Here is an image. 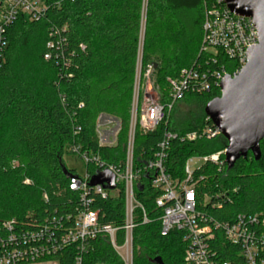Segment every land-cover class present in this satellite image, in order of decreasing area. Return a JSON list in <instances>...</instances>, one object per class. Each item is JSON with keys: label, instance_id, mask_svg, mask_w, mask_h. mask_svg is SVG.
<instances>
[{"label": "trees", "instance_id": "1", "mask_svg": "<svg viewBox=\"0 0 264 264\" xmlns=\"http://www.w3.org/2000/svg\"><path fill=\"white\" fill-rule=\"evenodd\" d=\"M43 1L47 11L39 21L21 17L8 28L5 62L0 69V236L5 235L3 224L10 220L17 230H33L48 218L65 220L75 215L76 201L68 183L77 173L68 170L63 160L70 145L98 154L110 164L124 165L140 47L143 69L153 66L160 103L167 105V79L206 58L200 54L204 11L218 0ZM184 15L190 16L189 22ZM59 41L61 47L48 49L49 42ZM48 53L51 57L46 60ZM222 63L233 74L235 62L224 59ZM220 94L213 89L187 95L156 131L143 134L137 130L135 167H143L154 157L166 130L183 135L213 127L205 107ZM191 101L201 102L204 111L191 113L188 127L180 128L173 115L180 105ZM103 114L117 118L121 125L111 147L99 142L97 121ZM227 146L221 134L210 140H174L166 170L174 179L183 180L189 158L211 156ZM260 150L258 161L249 153L232 169L225 156L220 158L222 165L207 162L196 169L193 183L198 209L221 223L231 222L238 214H264V139ZM149 179L143 175L134 188L135 199L150 222L142 224V211L136 210L133 264H185L183 234L160 233L162 210L156 207V199L161 192L150 186ZM94 208L101 212L104 223L121 228L124 190L105 200L97 198ZM72 224L65 220L66 226ZM123 242L120 230L118 244ZM214 247L224 261L238 263L237 247L219 237ZM73 251L75 255L72 250L56 258L69 264ZM85 264L125 263L109 240L99 237Z\"/></svg>", "mask_w": 264, "mask_h": 264}, {"label": "built area", "instance_id": "2", "mask_svg": "<svg viewBox=\"0 0 264 264\" xmlns=\"http://www.w3.org/2000/svg\"><path fill=\"white\" fill-rule=\"evenodd\" d=\"M47 5L43 0H0V69L5 62L8 46V28L19 18L25 17L31 22L39 21L46 13ZM49 42V50L61 47ZM259 44V33L251 18L233 14L225 4L206 6L202 23L200 54L206 58L190 68L183 69L175 78H168L170 103H160L159 88L150 87L143 96L141 110L137 98L132 102L130 126L128 132L124 165L116 166L103 160L100 155L84 150L79 145H70L67 153L79 157L86 165L84 175L74 174L69 178L68 188L75 198V215L66 217L73 221L65 225L64 219L56 217L43 221L37 229L17 230L15 221L3 224L4 236H0V264H61L57 256L65 257V252L73 251L69 264H85L93 241L101 238L109 240L125 264H133V231L136 228V210L142 211V224L149 223L143 206L135 199L134 188L143 175L150 179V186L161 192L156 199V207L162 210L160 217L161 235L168 236L172 231L183 234L186 244L185 264H264V214H238L231 222H218L197 207V197L193 175L196 169L207 162L222 165L221 156L226 150L211 156L191 157L184 167L185 178L174 179L166 170V161L170 144L174 140L194 142L205 138L213 139L220 135L215 127L205 128L180 135L166 130L159 142L154 157L143 167L134 165V142L136 132L153 133L173 111L177 102L187 95L203 94L213 89L220 90L222 80L228 75H236L246 65L248 51ZM140 52L138 62L140 59ZM51 54L45 55L49 60ZM235 62L233 74L222 60ZM138 65V64H137ZM153 69V66H148ZM114 119L97 121V133L101 146H114L120 132V122L115 129L109 128ZM76 129L75 134L79 133ZM110 137L114 142L110 143ZM92 168V170H89ZM110 172L115 176L116 188L109 190L105 185L91 186V179L101 172ZM121 189L125 193L124 225L118 228L101 220V212L95 209L97 198L107 199L116 196ZM124 233L123 244H118V233ZM219 237L223 243L237 247L238 263L224 261L214 247ZM237 258V259H238Z\"/></svg>", "mask_w": 264, "mask_h": 264}, {"label": "water", "instance_id": "3", "mask_svg": "<svg viewBox=\"0 0 264 264\" xmlns=\"http://www.w3.org/2000/svg\"><path fill=\"white\" fill-rule=\"evenodd\" d=\"M235 15L251 18L259 33V44L247 53L246 65L236 75L226 76L219 97L205 107V114L227 140L225 163L232 169L240 158L251 153L261 157L264 139V0H225ZM90 185L116 188L115 176L106 171L95 175ZM155 261L161 262L160 258Z\"/></svg>", "mask_w": 264, "mask_h": 264}, {"label": "rangeland", "instance_id": "4", "mask_svg": "<svg viewBox=\"0 0 264 264\" xmlns=\"http://www.w3.org/2000/svg\"><path fill=\"white\" fill-rule=\"evenodd\" d=\"M184 18L186 19L187 22H189L190 20L189 15H184ZM144 29H145V15L142 23V37L144 34ZM142 65L143 62H142V49H141L140 59L137 65V74H136V81H135L134 95H133L136 101L137 98L139 99L138 101L139 110H141V107L143 105V96L146 95L148 92H150V87L152 88L156 87L158 89V86L155 84L154 68L149 69L147 67L143 69ZM159 94H160V89H159ZM202 108H203L202 103L196 101H191L190 103H185L180 105L173 115L176 125L179 126L180 128L188 127L189 122L192 120L191 113L197 114L203 110ZM112 118H114V122L109 124V128L115 129L117 123H119V120L115 117ZM113 142H114V138L110 137V143ZM63 160L68 170L76 171L78 175L85 174L86 165L79 157L71 155L69 153H65Z\"/></svg>", "mask_w": 264, "mask_h": 264}, {"label": "crops", "instance_id": "5", "mask_svg": "<svg viewBox=\"0 0 264 264\" xmlns=\"http://www.w3.org/2000/svg\"><path fill=\"white\" fill-rule=\"evenodd\" d=\"M101 118H102V120L103 121H106V119H108V118H112L111 116H108V115H105V114H103V115H101ZM112 119H114V118H112ZM116 120V119H115Z\"/></svg>", "mask_w": 264, "mask_h": 264}]
</instances>
